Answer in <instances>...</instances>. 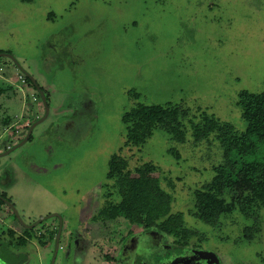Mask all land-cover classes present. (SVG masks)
<instances>
[{
	"label": "rangeland",
	"instance_id": "1",
	"mask_svg": "<svg viewBox=\"0 0 264 264\" xmlns=\"http://www.w3.org/2000/svg\"><path fill=\"white\" fill-rule=\"evenodd\" d=\"M0 49L17 61L0 58L12 82L0 79V195L24 224L61 215L63 245L65 233L86 227L81 216L89 195L113 184L107 176L118 156L132 176L146 164L157 168L153 176L172 196V212L184 214V226L198 232L196 244L216 253L220 264H264V208L255 218L235 210L216 226L195 219V192L224 164V149L215 134L197 144L189 121L199 124L206 114L246 131L237 103L243 91L264 93V0H0ZM17 73L46 93V119L36 85L23 87L24 100ZM139 105L187 111L186 141L155 129L141 147L127 146L123 118ZM9 117L13 124L5 129ZM39 117L31 139L19 146L29 121ZM263 152L264 144L245 160ZM15 220L1 205L0 264H65L63 249L54 263L55 244L40 247L39 231ZM49 221L38 229L52 231L57 219ZM97 227L87 230L107 232ZM17 238L29 244L18 246ZM94 242L99 246L89 243L77 264L104 263L100 254L113 245Z\"/></svg>",
	"mask_w": 264,
	"mask_h": 264
},
{
	"label": "trees",
	"instance_id": "2",
	"mask_svg": "<svg viewBox=\"0 0 264 264\" xmlns=\"http://www.w3.org/2000/svg\"><path fill=\"white\" fill-rule=\"evenodd\" d=\"M237 105L247 124L246 131L241 134L234 126L206 114H202L199 124L189 119L197 144L215 134L224 149V164L215 168L216 175L210 183L195 192L194 216L211 226H216L222 215L235 210L245 217L255 218L264 208V152L259 160H245L256 156L260 145L264 144V93L243 91L239 94ZM187 118V111L173 105L134 107L123 118L127 131L126 145L141 147L153 136L155 129H161L175 141L184 143V121ZM171 152L180 159L178 152ZM127 168L123 158H112L107 180L113 182L120 200L107 207L105 213L110 212L113 218L130 222L141 220L150 228L162 221L159 225L162 231L176 238L192 237L193 232L184 227L183 214L172 212V196L161 188L159 179L153 176L157 168L146 164L136 170V176L125 172ZM5 200L11 202L6 195H0V206L5 205ZM26 244L23 238L17 245L24 247Z\"/></svg>",
	"mask_w": 264,
	"mask_h": 264
},
{
	"label": "flooded vegetation",
	"instance_id": "3",
	"mask_svg": "<svg viewBox=\"0 0 264 264\" xmlns=\"http://www.w3.org/2000/svg\"><path fill=\"white\" fill-rule=\"evenodd\" d=\"M24 2V0H23ZM1 57L8 58L4 55H11L6 53V51H2ZM12 56V55H11ZM10 59V58H8ZM15 59V58H14ZM12 60V59H10ZM18 68H15L16 71L18 69L21 70V66L17 63ZM0 67L3 71L0 73V79L10 82L6 76L8 66L5 62L0 61ZM19 82L22 87H20L22 91V95L24 96V100L26 97V92L23 89L24 86H31V82L36 85V88L41 96L40 92L44 93L46 97V104L48 101L46 93L42 90V88L38 85V83L27 75H23L21 73H17ZM22 77L25 79V83L19 81V78ZM32 84V86H33ZM42 99V97H41ZM43 102V100H42ZM44 104V102H43ZM45 111L46 110V105ZM48 107V105H47ZM46 115V113H45ZM42 117H39L36 121H29V129L32 128L34 124L40 121ZM35 129V128H34ZM29 135V132L27 133ZM26 135V138L28 137ZM32 134L30 135L28 141L31 139ZM26 138L20 139L18 145H20ZM27 141V142H28ZM13 147L7 148V150H12ZM109 182V181H108ZM120 200L117 190L114 189L113 184L106 183L93 193V195H89L88 199L85 202L84 207L82 209V222L86 224L81 231H73L69 233H65L64 244L62 245V236L63 235V222L62 217L59 214H49L45 217H42L36 224L34 228L32 225H27L21 223L16 217V223L22 226L26 231H39L37 237L39 239L40 247L45 248L49 244H55L54 251V263L57 260V256L61 249L64 251L65 264H74L79 263L81 256L87 255L90 253V245L89 243H93L92 246H99L97 242L99 239H108V242L113 245V249L108 250V253L105 252V256L100 254L102 264H220V259L211 250H207L198 244H196L195 238L198 232L193 230H189V232H193V236L185 239V236L176 238L174 235H170L165 231H162L159 227L162 221H158L157 226L154 228L147 227L141 220H137L135 222H130L123 218H113L110 212L105 213V209L110 207L112 204L118 202ZM6 205V204H5ZM96 207V212L91 209ZM90 212H92L90 214ZM181 213V212H178ZM183 214V213H182ZM15 216V215H14ZM184 216V214H183ZM195 217V216H194ZM56 220L57 222L50 227L53 229L52 231H41L38 227L42 224H48L49 220ZM196 220H199L195 217ZM123 221V223L121 222ZM201 221V220H200ZM202 222V221H201ZM52 224V223H51ZM111 224H116L114 229L108 231L109 226ZM89 225H95L97 229L104 227L107 229L106 233L100 234H92L88 232ZM184 225H185V216H184ZM84 226V225H83ZM139 227V228H138ZM186 228V226H184ZM135 228H138L136 230ZM160 228V229H159ZM187 229V228H186ZM249 230L248 228L245 229ZM90 233V234H89ZM246 233V232H245ZM14 238V237H12ZM113 241H109L110 239ZM171 238L173 241L171 242ZM16 239V238H15ZM20 239L17 238V244ZM27 241L26 246L29 244V240L24 238ZM90 239V240H89ZM57 245L59 246V250L56 253ZM23 247V246H22ZM109 249V247H108ZM80 257L77 259L76 257ZM90 255V254H89ZM91 256V255H90ZM93 260L96 255L92 256ZM99 257V255H98ZM84 258V257H83ZM104 258V259H103ZM99 261L100 258H97ZM98 262V261H96ZM100 264V262H98Z\"/></svg>",
	"mask_w": 264,
	"mask_h": 264
},
{
	"label": "water",
	"instance_id": "4",
	"mask_svg": "<svg viewBox=\"0 0 264 264\" xmlns=\"http://www.w3.org/2000/svg\"><path fill=\"white\" fill-rule=\"evenodd\" d=\"M4 56H6V57L12 59L13 61L15 60L14 57L11 56V55H4ZM15 62H17V61L15 60ZM40 94H41V97H42V100H43L44 104L46 105V110H47V111H46V115H45V117H44V119H46V118L48 117V114H49V109H48L47 104H46V97L44 96V93H43V92H40ZM37 124H38V123H36V124H34V125L32 126V128H31L30 131H29V135H28V137H27V138H26V139H25V140H24L19 146L24 145V144L28 141L30 135L32 134V132H33L34 128L37 126ZM12 151H13V149L10 150V152H12ZM4 202H5V204H6L8 207H10V209L13 211L15 217H16L21 223H23L22 220H21V218H20V216H19V214H18V212H17V210H16V208H15V206L12 204V202H9L8 200H5ZM35 225H36V224H34V225L31 226V227L34 228ZM58 250H59V246L57 245L56 253L58 252Z\"/></svg>",
	"mask_w": 264,
	"mask_h": 264
},
{
	"label": "crops",
	"instance_id": "5",
	"mask_svg": "<svg viewBox=\"0 0 264 264\" xmlns=\"http://www.w3.org/2000/svg\"><path fill=\"white\" fill-rule=\"evenodd\" d=\"M19 1H22L23 2V0H19ZM0 50H2V49H0ZM2 51H4V50H2ZM7 84L10 85L9 83H7ZM25 108H22V109L24 110ZM14 118H16V116ZM12 119H13L12 117H9L6 121H4V124H6L5 127H4L5 129L8 128V127H10V128L12 127V124H13L12 123Z\"/></svg>",
	"mask_w": 264,
	"mask_h": 264
},
{
	"label": "built area",
	"instance_id": "6",
	"mask_svg": "<svg viewBox=\"0 0 264 264\" xmlns=\"http://www.w3.org/2000/svg\"><path fill=\"white\" fill-rule=\"evenodd\" d=\"M3 71V69L0 67V73ZM19 81L22 83H25V79H23L22 77L19 78Z\"/></svg>",
	"mask_w": 264,
	"mask_h": 264
}]
</instances>
